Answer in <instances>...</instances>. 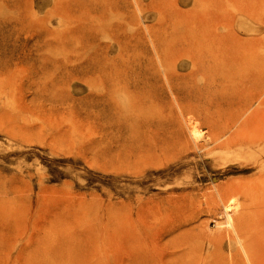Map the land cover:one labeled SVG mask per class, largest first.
<instances>
[{"label": "rangeland", "instance_id": "rangeland-1", "mask_svg": "<svg viewBox=\"0 0 264 264\" xmlns=\"http://www.w3.org/2000/svg\"><path fill=\"white\" fill-rule=\"evenodd\" d=\"M141 1L0 0V264H264V0Z\"/></svg>", "mask_w": 264, "mask_h": 264}, {"label": "bare ground", "instance_id": "bare-ground-1", "mask_svg": "<svg viewBox=\"0 0 264 264\" xmlns=\"http://www.w3.org/2000/svg\"><path fill=\"white\" fill-rule=\"evenodd\" d=\"M124 1H125V0H124ZM132 1H134V0H132ZM135 1H136L137 5L140 4V3H142L141 0H135ZM152 1H154V0H152ZM130 2H131V1H130ZM125 3H126V2H125ZM131 3H132V2H131ZM152 3H154V2H152ZM134 4H135V3H134ZM221 7H222V6H221ZM119 8H120L119 6H118V7L116 6L115 11H118ZM112 10H113V9H112ZM100 11H102V10H100ZM119 11H121V9H120ZM112 12H113V11H112ZM246 13H247V12H246ZM107 14H108V13H107ZM244 14H245V13H244ZM104 15H105V11H104ZM255 74H256V72H255ZM257 74H258V73H257ZM255 77H256V75H255ZM256 79H257V78H256ZM257 80H258V79H257ZM254 81L256 82V80H254ZM254 81H253V82H254ZM259 82H260V81H258L257 84H259ZM261 82H262V81H261ZM254 85H255V84H254ZM261 86H262V83H261ZM257 88H258V86H257ZM259 88H260V87H259ZM259 88H258V89H259ZM257 92H258V91H257ZM238 117H240V115H239V116H232V120H231V121H232L233 123H235L236 121L238 122V120L241 118V117H240V118H238ZM230 119H231V118H230ZM227 120H228V119H227ZM246 120H247V119H245V121H246ZM251 120H252V119H251ZM228 121H229V120H228ZM248 121H249V120H248ZM227 123H228V122H227ZM239 123H240V122H239ZM239 123H238V124H239ZM219 125H220V124H219ZM223 126H225V125H223ZM223 126H222V127H223ZM237 126H238V125H237ZM241 127H242V126H241ZM194 128H195V127H194ZM196 128H197V127H196ZM218 128H219V127H218ZM218 128H217V129H218ZM225 128H226V127H225ZM238 129H239V128H238ZM240 129H241V128H240ZM193 131H194V130H193ZM193 131H192V132H193ZM196 131H197V130H196ZM196 131H194V133H199V132H196ZM227 131H228V130H227ZM223 132H224V131H223ZM223 132H222V133H223ZM224 133H225V132H224ZM224 133H223V134H224ZM218 134L221 135V132L218 133ZM218 134H215V135H217V137L215 136L216 139L219 137ZM225 134H226V133H225ZM197 135H198V134H197ZM194 136H195V134H194ZM194 136H193V137H194ZM199 136H200V134H199ZM219 139H220V138H219ZM222 140H223V139H222ZM226 211L229 213V212H230V208H229V207H226ZM229 217H230V216H229ZM245 217H246V216H245ZM230 218H231V217H230ZM230 218H229V221L232 222ZM228 227H229V226H228Z\"/></svg>", "mask_w": 264, "mask_h": 264}]
</instances>
